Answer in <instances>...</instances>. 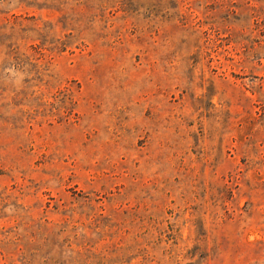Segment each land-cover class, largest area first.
Here are the masks:
<instances>
[{
  "label": "rangeland",
  "instance_id": "obj_1",
  "mask_svg": "<svg viewBox=\"0 0 264 264\" xmlns=\"http://www.w3.org/2000/svg\"><path fill=\"white\" fill-rule=\"evenodd\" d=\"M0 264H264V0H0Z\"/></svg>",
  "mask_w": 264,
  "mask_h": 264
}]
</instances>
